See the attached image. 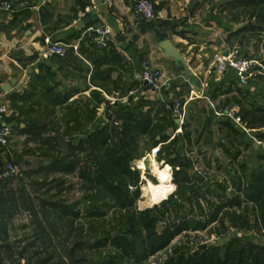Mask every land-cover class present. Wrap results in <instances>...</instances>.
Returning <instances> with one entry per match:
<instances>
[{"label":"crops","instance_id":"obj_1","mask_svg":"<svg viewBox=\"0 0 264 264\" xmlns=\"http://www.w3.org/2000/svg\"><path fill=\"white\" fill-rule=\"evenodd\" d=\"M136 1L113 0V6L108 7L104 0H0L10 3L14 10L12 13L0 10V60H3L0 69V106L8 109L9 122L13 127L11 143L15 154L19 155L21 143H26L28 147L32 144H38L39 147L51 144L56 133L53 122H58L66 107L74 101L81 105L88 101L92 103L90 97L93 92L104 93L108 103L110 99L118 97L123 106L142 107L144 111L148 110L149 105L163 106L162 100L179 101L185 104V132L188 129L187 114L191 112L193 104H197L199 116L207 112V115H213L218 121L214 124L216 131L213 141H218L221 147L229 145L227 137L221 139L223 132L220 122L225 118L217 117L216 112L225 109L239 112L237 101L241 100V95L238 90L248 88L238 84L237 76L232 71L218 76L213 60L216 52L225 45H232L227 38L235 32V28H241V24L231 21L227 12L222 13V9L232 0H151L157 10V20L152 24L138 20L134 12ZM79 22L82 23L81 28H78ZM89 27L109 29L107 44L111 46L96 45L95 35L87 33ZM46 37L54 42L65 43L67 39L76 42L70 45L73 49L72 56L68 54L70 60L42 61ZM165 41L172 45L176 58L166 55L162 47ZM81 42H85V51H81ZM75 46L79 47L78 52L74 50ZM111 47L117 50V59L121 65L109 62V56L105 55L104 50L110 51ZM79 59L87 62L90 68L79 65ZM96 62L101 64L98 68L102 71L114 69L108 81L91 79ZM144 62L160 71L163 85L161 92H155L139 81L140 68ZM260 63L261 71L264 72L263 58ZM46 70L55 75L46 79L45 86L42 78ZM14 80H17L16 85L12 84ZM103 84L106 86L104 90L98 87ZM7 85H11L10 91L5 90ZM108 86L112 87V91H105ZM248 89L244 92L252 95L254 89ZM66 94H73L68 103L56 107L54 101L57 96ZM13 96L25 97L26 100H17L13 107ZM222 100L229 103L224 104ZM105 107L103 105L97 109L96 119L92 123L66 137L74 140L85 137L86 142L90 135L100 131L108 122L104 118ZM117 111L118 106L112 109L114 114ZM19 112L26 115L17 117ZM24 120H28V124H24ZM30 122L32 132L24 133ZM179 129L180 122L168 131L171 140L175 137L184 139V134L178 133ZM236 130L241 133L237 137L238 147L243 148L240 144L244 141L251 144L253 151L263 150L261 145L254 142L257 137L250 135L251 132L247 135ZM74 144L77 146V143ZM215 153L219 156V151ZM38 156L43 157L41 152Z\"/></svg>","mask_w":264,"mask_h":264},{"label":"trees","instance_id":"obj_2","mask_svg":"<svg viewBox=\"0 0 264 264\" xmlns=\"http://www.w3.org/2000/svg\"><path fill=\"white\" fill-rule=\"evenodd\" d=\"M224 12H227V16L231 18L232 22L237 25L241 24V28L232 32L227 38L228 43L235 45L233 43H240L244 37L255 39L259 42L264 40V0H237L228 3L222 9V13ZM108 46L111 45L107 44ZM104 51L105 55L109 56V62L121 65V62L117 59V50L112 48L110 51L106 49ZM56 60L62 62L63 60L66 61L67 58L66 60L52 58L53 62ZM98 63L96 62L95 64L96 67L91 79L93 81L96 79L102 82L108 81L114 69L108 68L102 71L100 67L98 68V66H101ZM43 73L42 81L46 86V79L49 77L53 78L55 74L49 70ZM98 87L104 90L106 86L103 84ZM134 87L135 85H133ZM244 91L238 90V94L241 95V100L237 101L240 108L239 115L247 124L248 129L254 131L253 135L264 144V105H255L254 102L248 100L251 97L250 92L245 93ZM72 95H58L54 101L55 106L62 107L68 103L67 101L71 99ZM11 99L13 107L17 100H26L25 97L19 96H13ZM90 99L92 103L88 101L82 105L78 101H74L70 106L66 107L61 119L58 122H53L56 133L54 139L51 140V144L46 146H53L57 152L61 153V157H50V165L46 169L53 173L76 174L77 179L83 184V191L88 195H92L91 198L86 197L88 198V203L97 207L100 205L105 206V202L109 201L112 204L111 208L118 209L116 211L119 212L120 217L118 223L114 226H120L121 234L114 238L112 236L107 238L105 234H102L101 238H98L93 243V247H107L110 243L112 249L121 255V261L127 260V262L132 264H143L163 251L168 250L172 243L188 231L192 225L195 226L197 231H206L218 223L225 226L226 222L228 223L231 220V227L234 229L240 227L241 229L244 227L256 228L260 224L264 228V154L258 157L262 167L256 169L251 168L248 164H242L240 169L244 173L245 178L243 180H234L230 187L226 185L225 188H219V192L223 196L219 197L216 194L214 200L217 201V204L211 206L212 211L201 208V206H197V210L193 208L194 203L192 200L195 196H189L188 193L185 196V201L175 204L171 203L166 206L167 213L173 214L172 220L171 218H166L165 212L158 213L154 209L138 212L136 204L142 193L139 188L141 175L139 170L134 169L133 163L142 157V149L148 142L152 143V148L161 145L160 158L166 152H171L173 148L175 150L180 139L175 137V139L171 140V136L168 135V131L176 126L175 118L172 113L165 109L164 105L157 104L149 105L147 111L142 110V107L131 108L130 106H122L114 114L109 109L108 122L100 131L90 135L82 146H76L73 142L74 139H70L68 152H62L58 140H65L66 136L71 132H75L92 123L96 119L97 109L108 103L102 92H93ZM16 115L17 113L15 112L14 118H16ZM18 115L17 117H22L26 113L19 112ZM37 118H35L36 121ZM113 119L117 123H113ZM23 123L28 124V120H24ZM31 124L32 122H30L27 130H23L24 133L32 132ZM220 124L222 126L221 132L229 140V145L232 146V141L234 140L232 137H238L241 133L236 130L229 120L224 119ZM184 130L185 126L183 127V132ZM256 130L263 131L256 133ZM187 140L190 139L187 138ZM166 145H168L167 148H165ZM82 147L87 150L86 159L83 162L81 161V156L76 154L82 151ZM226 147L224 146L223 148ZM229 150L226 149V151ZM166 161H169L168 163L173 166L179 165L181 167L179 170L177 169L178 167H175V174H173L179 188L177 193L180 194L183 189H191L192 180L181 178L183 169L189 163H187L188 160H179L173 157L170 159L166 158ZM163 174L168 175L167 173H162L161 175ZM5 181L8 182L10 180ZM229 188L232 192L229 191ZM174 197L176 198L177 194ZM170 199L172 200L173 197ZM188 202L189 209L186 204ZM17 203L11 195L1 196L0 213H3V217L7 215L5 205L11 206L9 210H16L20 209ZM249 206L255 210V222L250 221L249 216H247L245 223L240 224L238 220L235 221L234 218L228 219V215H224L226 211H234L236 213V210L238 211V209L244 207L249 208ZM48 207L55 216L56 225L59 224L69 228L70 233L75 230V227L72 226L75 221L87 220V218H102V212L97 209L89 210L85 216H82V213L75 210L72 206L64 207L58 202L50 203ZM28 208L33 210L29 206ZM66 218L73 222H65ZM102 223V228L105 230V223ZM112 226L111 224L110 227ZM116 260L115 258H109L104 263L99 264H114ZM3 262L4 259L2 254H0V264H4ZM49 263L47 261L44 264ZM59 264L63 263L59 262ZM165 264H264V245H259L253 241L246 243L240 238L234 237L223 247L208 246L202 249L198 247L191 252H182L180 249H176L174 256L168 259Z\"/></svg>","mask_w":264,"mask_h":264},{"label":"rangeland","instance_id":"obj_3","mask_svg":"<svg viewBox=\"0 0 264 264\" xmlns=\"http://www.w3.org/2000/svg\"><path fill=\"white\" fill-rule=\"evenodd\" d=\"M235 1L237 0H232L231 2ZM74 43L76 42H72L70 39H67L63 43L68 47L70 57L72 56L71 52H73L70 45ZM84 44L85 42H81V51H85ZM233 44L241 48L242 55L245 58L256 59L258 62L262 60L264 40L259 42L255 39L244 37L240 43ZM83 56L87 60V57ZM90 56H92L91 53ZM70 57L67 60H70ZM78 64L90 68L87 62L82 59H79ZM249 87L254 89V93L248 100L254 102L255 105H264V72L261 71L260 67L255 70L253 76L250 78ZM105 91H112V87L108 86ZM122 94L124 95V92ZM227 100H222V102L224 104L229 103ZM116 106L121 108L123 105L122 103H118ZM105 109L104 118L108 120L109 103H107ZM190 111L186 119V124H188L187 132L185 130L183 132L182 129L184 139L183 137L180 138L176 147L177 149L175 148L174 150L173 148L171 152H166L161 158L158 156V159L164 161L165 165L170 166L173 174H175V167H181L179 165L173 166L168 163L169 161H166V158L188 159L189 163L183 169L181 178L192 180V184H190L191 189H183L180 194L177 193L179 192V188L174 180V176L172 177V182H170V172L166 170L162 171V167H159L153 155L151 159H148L149 154L154 149L151 147L152 143L148 142L142 149V157L133 163V167L137 170V165L142 166L141 171L139 170L141 175L139 188L142 193L136 204L138 212L154 209L158 213L165 212L166 218H171L172 220L173 214L167 213L166 206L171 203L175 204L185 201V196L188 193L189 196H195L192 200L194 203L193 208L197 210L201 206V208L212 211L211 206L217 204V201L214 200L216 194L219 197L223 196L219 192V188H225L226 185L230 187L234 180H243L245 178L244 173L240 169L242 164H248L256 169L262 167V163L258 160V155L264 154L263 145H261L263 150L256 152L249 146V143L241 141L240 146L243 148H240L238 147L239 139L236 136L232 137L234 139L232 146L228 145L226 148H223L218 144V141H213L214 132L216 131L214 124L218 123L215 117L207 115V112L205 114L202 113L203 116H199L197 104H193V108ZM263 130H256L255 132H262ZM250 132V135L253 136L254 131ZM69 136H72V134ZM224 136L221 133V139ZM83 138L85 137H79L74 142L82 146L85 142L84 140H86V138ZM187 138L190 140H187ZM70 139V137H66L65 141L67 140L66 142L68 143ZM257 140L259 141V139ZM249 141L252 142L250 139ZM9 145L6 150L0 148V173L4 168V164L12 160L21 164L25 172L23 177L8 182L0 179V198L3 195H11L18 202V208L20 207V209L9 210L11 206L6 204L7 215L3 217V213H0V254H2L4 264H44L47 261L50 262L49 264H59V262L63 264H99L104 263L109 258L117 259L114 264H132L127 262V260L121 261V255L112 249L110 243L107 247H93V243L98 238H101L102 234H105L107 238L108 236L114 238L121 234L120 226H114L118 223L120 217L119 212L116 211L118 209L111 208L112 204L109 201L105 202V206L100 205L97 207L88 203V198H91L92 195H88L83 191V184L77 179L76 174L66 175L48 171L46 168L47 166L49 167L50 157H61V153L57 152L53 146L44 145L43 147H39L38 144H32L28 147L26 143H21L20 147L22 149L19 151V155L17 153L16 155L13 152L12 143ZM167 147L168 145L165 146V148ZM181 147L183 149H180ZM81 149L82 151L76 154L81 156V161L83 162L86 159L87 150L84 147ZM226 149L230 150L226 151ZM61 151L63 152V150ZM216 151H219V156L215 153ZM39 152L42 153L43 157L38 156ZM195 168L199 172L205 173L208 179H201L199 177L200 174ZM160 173H167L169 176L165 174L161 175ZM164 175L167 179L166 185H164L165 191L162 193L160 190L162 185L158 181V176ZM148 183L152 184L157 190V200L155 202H152L154 197L147 190ZM229 191L232 192L231 189ZM175 194H177L176 198L174 197ZM171 197H173L172 200L170 199ZM54 202H58V204L64 207L72 206L75 210L81 212L82 216H85L89 210L97 209L102 212V218H87V220L82 219V221H75V223L66 218L65 222H73L72 226L75 227V230L70 233L69 228H65L59 224L56 225L55 216L48 207L50 203ZM24 203L25 205H23ZM186 204L189 209V202ZM28 206L33 208V210H30ZM250 206L249 208L244 207L248 211L242 208L238 209V211L236 210V213L234 211H226L224 215H228V219L234 218L235 221L238 220L240 224L245 223L247 216H249L250 221L255 222L256 213ZM181 213L184 214L185 212ZM233 214H236L234 216L238 218L234 217ZM102 222L105 223V230L102 228ZM111 224L113 225L112 227H110ZM231 224V220L228 223L226 222L225 226L218 223L206 231H197L195 226L192 225L188 231L172 243L168 250L163 251L143 264H165L168 259L174 256L176 249H180L182 252H191L204 245L223 247L234 237L240 238L246 243L253 241L259 245H264V228L262 224L256 228L243 226V229L241 227L234 229L231 227Z\"/></svg>","mask_w":264,"mask_h":264},{"label":"built area","instance_id":"obj_4","mask_svg":"<svg viewBox=\"0 0 264 264\" xmlns=\"http://www.w3.org/2000/svg\"><path fill=\"white\" fill-rule=\"evenodd\" d=\"M104 3L108 7L113 6V0H104ZM0 10L6 11L8 13L14 12L12 6L8 2H0ZM134 12L138 20L144 23H153L157 20V11L155 4L151 0H137L135 3ZM85 17V15H82ZM87 33H93L94 36V43L100 47H106L108 37L110 35V30L107 28L102 29L89 27L87 29ZM44 46L45 49L41 54L42 61H48L52 58L59 57L62 59L68 58V47L60 42H54L51 38L46 37L44 39ZM79 47L75 46L74 50L78 52ZM215 70L218 76H223L229 71H232L236 74L238 84L241 87H247L249 85L250 78L253 76L255 70L258 67L262 68L261 63L258 62L256 59H247L242 55L241 48L238 45H225L223 49L216 52L213 57ZM3 67V60H0V69ZM139 81L142 84L147 83L148 87L155 91L161 92L163 89V85L161 83V73L159 70H156L151 67L148 62H144L140 68L139 74ZM192 99V98H190ZM120 102V99L112 98L109 101L110 109H114L116 105ZM165 109L173 114V117L180 122V129L178 133L182 134V127L185 124V104L170 100V101H163ZM212 104V103H211ZM216 116L220 118H225L226 120L231 121L236 129H239L245 132L247 135L250 134V131L247 127V124L242 120V117L239 115V112L235 109H225L219 112H216ZM113 123H117L115 119L112 120ZM13 135V127L9 122V114L8 109L5 106H0V148L6 150L11 143V138ZM252 138V137H251ZM253 139V138H252ZM69 142V141H68ZM254 142L258 145H263L262 142H259L256 138H254ZM160 153V146L155 147L151 154L153 155L154 159L158 162L159 167H162V171L170 172L171 174V181L173 177V172L170 166L165 165L164 161L158 159ZM148 155V156H149ZM144 160V159H143ZM161 161V163H160ZM138 170L141 171L142 166L137 165ZM136 169V168H135ZM180 169L179 167L177 168ZM195 170L200 174L201 179H208L205 176V173L199 172L197 168ZM24 168L21 164H18L15 161H8L4 164V168L0 173V179L3 180H13L17 178H21L24 176ZM159 181V180H158ZM175 191V189H174ZM173 191V192H174ZM171 192V194H173Z\"/></svg>","mask_w":264,"mask_h":264},{"label":"water","instance_id":"obj_5","mask_svg":"<svg viewBox=\"0 0 264 264\" xmlns=\"http://www.w3.org/2000/svg\"><path fill=\"white\" fill-rule=\"evenodd\" d=\"M81 25H82V23L81 22H79V24H78V28H81ZM238 29H240V27H236L235 28V31H237ZM163 49L165 50V53H166V55L167 56H169V57H174V58H176L177 57V55H176V53L173 51V48H172V45L170 44V42L169 41H165L164 43H163ZM263 61H264V53H263ZM16 83H17V80H14L13 82H12V84H14V85H16ZM146 87L148 86V84L147 83H145L144 84ZM5 88V90L6 91H10V89H11V85H7L6 87H4ZM177 124H179V120L176 122ZM58 144H59V146L61 147V149L64 151V152H68V150H69V146H68V143L65 141V140H63V139H59L58 140ZM257 146V145H256ZM252 168V167H251ZM135 169V168H134ZM208 247V245H204V246H201L200 247V249H202V248H207Z\"/></svg>","mask_w":264,"mask_h":264},{"label":"bare ground","instance_id":"obj_6","mask_svg":"<svg viewBox=\"0 0 264 264\" xmlns=\"http://www.w3.org/2000/svg\"><path fill=\"white\" fill-rule=\"evenodd\" d=\"M148 160V159H147ZM167 176V175H166ZM165 175L164 176H158V178H159V182H160V184L162 185L161 187V192L163 193L164 191H165V189H164V185H166V179H167V177H166ZM168 176H169V174H168ZM147 190L151 193V195L154 197V199H152V202H155L156 200H157V190L154 188V186H152V184H150V183H148V185H147Z\"/></svg>","mask_w":264,"mask_h":264}]
</instances>
